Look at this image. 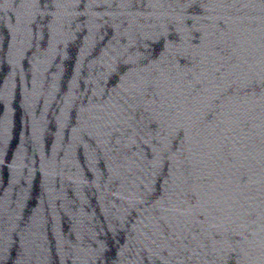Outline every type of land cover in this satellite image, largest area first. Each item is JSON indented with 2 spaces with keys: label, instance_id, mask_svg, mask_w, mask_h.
Returning <instances> with one entry per match:
<instances>
[{
  "label": "water",
  "instance_id": "water-1",
  "mask_svg": "<svg viewBox=\"0 0 264 264\" xmlns=\"http://www.w3.org/2000/svg\"><path fill=\"white\" fill-rule=\"evenodd\" d=\"M0 264H264V0H0Z\"/></svg>",
  "mask_w": 264,
  "mask_h": 264
}]
</instances>
